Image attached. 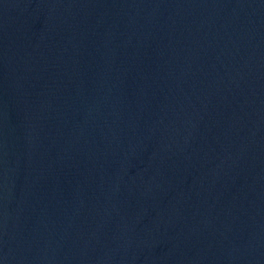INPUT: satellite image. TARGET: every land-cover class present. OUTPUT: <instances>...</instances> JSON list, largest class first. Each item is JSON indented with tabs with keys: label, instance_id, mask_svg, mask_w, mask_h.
<instances>
[{
	"label": "water",
	"instance_id": "95a60500",
	"mask_svg": "<svg viewBox=\"0 0 264 264\" xmlns=\"http://www.w3.org/2000/svg\"><path fill=\"white\" fill-rule=\"evenodd\" d=\"M0 264H264V0H0Z\"/></svg>",
	"mask_w": 264,
	"mask_h": 264
}]
</instances>
